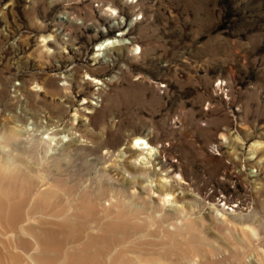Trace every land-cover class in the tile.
<instances>
[{
    "label": "rangeland",
    "instance_id": "1",
    "mask_svg": "<svg viewBox=\"0 0 264 264\" xmlns=\"http://www.w3.org/2000/svg\"><path fill=\"white\" fill-rule=\"evenodd\" d=\"M7 157L52 197L0 198V264H73L86 237L71 241L64 212L82 219L99 189L135 203L149 180L171 194L169 223L198 221L192 264H264V0H0Z\"/></svg>",
    "mask_w": 264,
    "mask_h": 264
},
{
    "label": "bare ground",
    "instance_id": "2",
    "mask_svg": "<svg viewBox=\"0 0 264 264\" xmlns=\"http://www.w3.org/2000/svg\"><path fill=\"white\" fill-rule=\"evenodd\" d=\"M104 42H106V45L103 44ZM104 42L99 44V49L106 48L111 42H113V39L108 38ZM102 44L103 47H101ZM146 144L147 142L142 137L136 136L132 140L131 147L142 150L148 148L144 146ZM143 152L144 151H140L135 155L136 160L139 159L140 155H144ZM140 158L144 160L145 157L141 156ZM26 170L27 169H25L23 164L13 162L11 161V158L7 157L3 159V162L0 164V198H9L12 194L11 192H14L12 187L18 185L21 195L33 186V196H35V198L50 200L52 193L50 188H48L47 184H49V182L46 180V177L37 176L38 179L34 181V175L29 170ZM164 180L165 182L167 181L163 178V181ZM82 185L83 184L78 183L72 186L75 189H72L71 192H74L77 195L83 193L82 199L84 200L85 196L87 197L89 193L86 192L87 187L85 186V188ZM154 185H156V183ZM162 185L164 186L165 183L163 182ZM101 190H98V194L97 192L94 193L95 198H93L96 202L89 205L90 208L82 219H78L77 215L74 213L66 215L67 212L66 214L64 212V215L61 217L62 223L68 225L71 232H73V239L71 240L73 243L80 242L82 233H85L86 238L83 242L81 241L82 246H77V250L74 249L72 252L70 251V253H68L70 259L72 258L71 260H73V264H79L83 258L88 260V264H136L137 262H139V264H172L170 260L172 254H176L177 256V264H192L191 261H194L197 256L202 255V245L195 243L197 239L194 235L198 228V221L185 217L180 223L174 222L172 224L171 222L173 220L169 223L168 220H171L174 217V215H172L174 212L166 210L165 202L171 198V194L161 193L155 189L152 180H149L148 184L141 187V191L146 193V197L136 195L138 201L135 203H130L118 196L114 199L111 197H108L107 199L105 193V199L109 200V203L103 204V202H101L103 200H99L102 195ZM80 195L79 198H81ZM84 201H87V199ZM82 205H84V203ZM180 214L178 216H180ZM60 215L61 214H59V216ZM170 215H172V217H170ZM2 217L3 216H1V218ZM165 224H167V226ZM170 224H172V230L169 229L168 225ZM4 225H6V223ZM153 226H158L166 231L163 243L165 245L168 244V247L164 245L167 249L164 252L148 247L149 245H153V242H151L153 241V238L149 239V236L152 235L151 227ZM95 232L98 233L95 234ZM180 232L190 234V237H188L184 243L181 242L177 236ZM209 246L208 252L206 250V253L209 255L207 257L216 253V247L213 245ZM202 250H204V248ZM190 256L193 258L189 259ZM206 260L207 264H223V262L220 261H213L214 259L212 260V258L211 260L208 258Z\"/></svg>",
    "mask_w": 264,
    "mask_h": 264
},
{
    "label": "built area",
    "instance_id": "3",
    "mask_svg": "<svg viewBox=\"0 0 264 264\" xmlns=\"http://www.w3.org/2000/svg\"><path fill=\"white\" fill-rule=\"evenodd\" d=\"M221 202H222V203H225V204L228 203V202L226 203L224 200H220V203H221ZM229 209H230V205H229Z\"/></svg>",
    "mask_w": 264,
    "mask_h": 264
},
{
    "label": "snow or ice",
    "instance_id": "4",
    "mask_svg": "<svg viewBox=\"0 0 264 264\" xmlns=\"http://www.w3.org/2000/svg\"><path fill=\"white\" fill-rule=\"evenodd\" d=\"M113 14H115L114 12H113ZM139 143V142H138Z\"/></svg>",
    "mask_w": 264,
    "mask_h": 264
}]
</instances>
